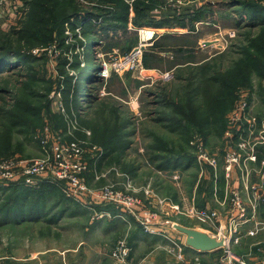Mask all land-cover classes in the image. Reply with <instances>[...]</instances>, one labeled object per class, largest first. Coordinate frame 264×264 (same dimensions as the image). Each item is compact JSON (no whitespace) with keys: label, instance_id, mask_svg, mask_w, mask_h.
Listing matches in <instances>:
<instances>
[{"label":"rangeland","instance_id":"rangeland-1","mask_svg":"<svg viewBox=\"0 0 264 264\" xmlns=\"http://www.w3.org/2000/svg\"><path fill=\"white\" fill-rule=\"evenodd\" d=\"M19 1L22 4L18 3L12 17H3L0 24V49H12L20 59H27V62L22 61L20 66L13 69L4 72L0 70V162L13 157H43L48 147L42 145L40 140L49 132L61 144L72 141L81 143L86 151L85 159L94 171L106 173L105 179H94L91 182L88 172L86 179L90 187L98 189L106 184L124 187L129 178L135 185L140 183L136 187H145L151 183L156 196L145 200L149 208H155L157 199H170L162 190L167 183L165 193H168L166 189L172 187V181L167 178L168 181L163 183L164 180L154 176L155 173L169 157L185 155L190 158L197 155L192 142L203 140L195 131L187 140L183 139L169 122L163 120L164 112L171 114L168 113L172 109L171 101H177L186 92L187 82L179 76L188 75L189 69L194 68L189 65L180 68L175 66L193 62L190 60L194 55L195 59L199 57L202 61L201 65L212 63L215 71L228 72L235 69L243 58L244 50L249 49L251 41L259 40L264 34L262 23L256 21L255 26L251 24L249 10L245 5L260 0H212L210 4L205 3L203 7L192 12H200L198 18L201 17V23L196 25L200 29L198 38L212 43L211 46L203 45L207 48L202 47L200 56L195 55L191 49L190 43L194 41L190 37L193 35L194 26L188 18V22L183 23L187 26L188 33L166 34L164 39L153 40L155 43L144 41L145 47L139 65L119 74L113 73L108 79L103 77L104 67L141 45V27L135 24V17L131 19L126 14V19L119 20V15H115L117 8L124 6L121 4L122 0H92L89 4L87 1L86 4H80L75 0L80 7L77 8L89 13L80 12L79 16L58 14V28L54 22L49 21L40 27L37 20L30 17L35 0ZM58 2L64 6L68 4L67 0ZM153 3L155 7L159 6L157 1ZM109 10L112 14L107 13ZM177 20L180 18L170 20V24L177 25ZM147 27L152 28V25ZM152 47L165 51L154 53ZM6 56L13 57L11 53ZM155 73H160L162 78L152 77ZM252 79V103L248 98V87H241L236 91L237 100L226 115V131L230 126L231 115L244 94L248 109L252 106L251 115L261 123L264 121V96H259L261 89H264V79L261 80L256 75ZM61 107L65 109L64 112ZM71 121L76 124L69 128L68 122ZM222 139L223 134L221 137L212 135L206 140L212 154H215L217 147H223ZM113 146L120 148L114 156ZM158 146L164 147L158 150ZM100 149H105L107 155L98 154ZM206 149L211 153L207 147ZM156 154L166 159H153ZM136 170H140L138 174H135ZM195 173V170L187 173L190 180ZM5 185L9 184L0 183V209L12 193L23 189V186L11 189V185ZM43 189L46 190V199L42 198L39 202L42 216L38 219L29 220L22 216L18 222L0 219L2 264H11L6 257L17 254L19 250L23 253L34 248L49 247L51 243L44 241L53 240L55 234L59 235L57 229L66 228L70 233L81 236L84 234L82 225L86 220H98L94 218V211L90 206L98 210L101 204H85L83 207L81 201L66 198L62 187L57 183H46L37 191L41 192ZM12 196L16 199L14 194ZM18 199L20 202L23 200L21 196ZM34 221H40L39 224L42 225H33ZM179 221L208 229L207 226L186 217ZM35 227L44 228L45 235H42L45 237L34 246L23 234L33 235ZM118 235L119 233L114 237ZM112 237L107 238V243H112ZM67 244H71V241L63 238L62 245ZM235 250L233 246L234 253Z\"/></svg>","mask_w":264,"mask_h":264},{"label":"built area","instance_id":"built-area-1","mask_svg":"<svg viewBox=\"0 0 264 264\" xmlns=\"http://www.w3.org/2000/svg\"><path fill=\"white\" fill-rule=\"evenodd\" d=\"M19 0H0L1 8H11L14 11L18 7ZM130 7L136 0H124ZM166 5L182 4L187 0H160ZM202 5L210 4L212 0H198ZM81 4H86V0H78ZM212 4V3H211ZM7 18L10 15L6 16ZM142 45V44H141ZM139 46L130 54L120 57L110 62L103 69V77L108 79L113 73H121L124 70L135 69L143 55V46ZM249 106L243 95L240 104L230 118V126L226 131L227 152L224 156V170L227 182L224 201H219L220 207L229 206L232 213L223 215L221 211L212 208H197L192 205L185 209L169 199H157L159 207L151 209L145 204V200L155 197V192L151 185L136 187L132 180L127 178L124 187L118 184H106L100 188L89 186L86 175L92 167L85 159L86 151L81 143L72 141L68 144H61L54 139L52 133L47 132V136L40 142L48 147L46 155L41 158L21 159L17 157L9 158L0 162V183L15 186H25L32 189H40L46 183H56L62 187L66 198L81 201L83 207L93 203L105 209L107 206L114 208L119 218L128 219L132 217L142 227L147 234L167 237L169 244L165 248L166 252L180 263L201 264L196 258L193 263H189L186 258V243L178 238L167 236L165 228L166 216L170 212L176 215L196 220L199 224L208 227L211 236L225 240V257L220 264H264V259L258 263L248 262L244 257L234 253L233 246L240 244L242 231L246 224L251 225L246 236L258 237L264 232V221L258 219V210L264 202V121L258 127L255 120L249 117ZM238 134V142L234 145L232 140ZM50 138V139H49ZM196 150V158L201 165H210L217 169L218 161L215 155L209 153L202 141L192 142ZM103 153V149L97 151ZM122 175L120 173H117ZM233 174H236L242 183L243 189L235 188L230 184ZM125 178V176H123ZM257 177V181L254 178ZM106 178V173H94V179L100 181ZM173 178L178 179L174 174ZM5 185V186H9ZM95 205V204H93ZM104 206V207H102ZM95 219L111 217L106 210H95ZM229 211V210H228ZM228 214V215H227ZM164 216V218H163ZM228 216L226 232H221L220 220ZM169 224V223H168ZM175 223H170L169 227L174 229ZM258 246L264 250V241ZM133 247L129 243L128 236L119 239L112 249L110 256L112 264H129ZM2 264V262H0ZM5 264V263H3Z\"/></svg>","mask_w":264,"mask_h":264},{"label":"crops","instance_id":"crops-1","mask_svg":"<svg viewBox=\"0 0 264 264\" xmlns=\"http://www.w3.org/2000/svg\"><path fill=\"white\" fill-rule=\"evenodd\" d=\"M86 1L88 4L92 3V0H86ZM138 1L139 0H136L132 7H130V5H128L125 1H123L128 6L129 9L128 13L131 19L132 17H136V6H137L136 3ZM156 1L159 3V6L157 7L156 5V7L152 9L149 13L151 18H153V21H155L156 23L155 26H152V28H148L147 26H140L141 28L139 29V32L142 31L143 29H148L149 31H152L154 33V35L150 38V41L153 40L158 41L160 39H164V36L166 34L185 35L186 33H188L187 30L188 28L183 23L188 22V16L192 15L193 14L192 12L194 10H198L204 6L198 0H187L182 4H174L171 6L166 5L165 2L163 1L160 0H156ZM18 3L22 4V1H18ZM148 3L149 1L146 2V4ZM80 12L84 14L89 13V11L84 9H80L79 13ZM7 15H10L12 17L13 11L11 10V8L8 7L1 8L0 24L3 21V17H6ZM178 18H180V20H177L178 21L177 25L170 24V20L173 19L175 20ZM199 23L201 22L200 21L193 22V26H194L192 32L193 35L192 37H190L193 38L192 40L194 41L190 43L192 44L191 49L193 50V53L195 55L197 54V56L201 55L203 45H205L207 42H210L206 39H201L200 37L198 38L197 35L200 32V29L197 28L196 25ZM169 39H172V37L171 38L169 37ZM154 41L153 43H155ZM140 42L142 45L143 43H145L142 38V35ZM195 45L197 46V48H194ZM205 48L207 47H203V49ZM157 51L164 52L165 50L160 51L159 49H157ZM192 56L193 59L190 61L193 62H190L188 64L182 63V65H176L175 67L180 68V67H187L189 65V67L193 66L195 68L201 66L202 61L199 59V57L195 59L194 55ZM198 59L199 61H196ZM147 77H149V75H147ZM61 108L62 111L64 112L65 109L63 107ZM251 112H252V106L251 109H249V117L255 119L256 124L260 126L261 121L255 118L253 115H251ZM75 124L76 123H74L73 121L68 122L69 128H71ZM226 129H227V124L224 133H222L223 139L221 143L223 147L222 146L217 147V151L214 152L216 155L213 154L216 156L218 161L217 169H214L212 166L207 164L204 165V167H201V165L199 164L196 158V155H194L195 162L192 166L188 168H183V169L178 168L174 170L160 169L155 173L154 176L161 177L160 179L164 180L163 183L167 178H169L172 181L171 184L172 187L166 189L168 190V193H165V188L168 186L167 183L165 184L162 190L163 194L167 195L166 197H170L169 200L172 199L171 201H173V203H177L178 205H181L185 209L191 207L192 205L200 209L208 208V207L212 209L218 208L223 213L229 210L228 214L229 216L231 215L232 209H230L229 206L220 207V205L218 204L219 201H224L226 187L229 185L224 170V156L226 155L227 146H228L227 138H226ZM215 136L221 137V135H215ZM202 141L204 145L209 149V147L206 144V141H204V139ZM234 141L235 143L238 142V134H236L234 139L232 140L233 145H234ZM209 151L211 152L210 149ZM116 152H114L112 156H114ZM262 152L264 153V148ZM191 170H195L196 172L192 180H190L191 179L190 176L187 175V173L189 174ZM139 171L136 170L135 174L136 173L138 174ZM89 173H90L89 175L91 182L92 180L94 182V173H96V171H94L93 167ZM174 174L178 175V179L173 178ZM257 179L258 178L255 177L254 181L256 182ZM167 181L168 180H166V182ZM230 184L235 188L243 189L242 183H240L239 178L236 174H233ZM136 185L138 186L140 185V183L139 184L136 183ZM147 185H151V183ZM156 203L157 204L154 206L155 209L159 207L158 202ZM99 210L108 211L111 214V217H104L102 219H98L97 221H93L91 219L86 220L84 222V225H82L84 229L83 235L80 236L79 234H75V233L72 234L66 228L64 230L57 229L58 232H60L59 235L55 234L54 237L52 236L53 240L49 239L44 241L45 243L46 242L51 243L49 247H45L44 249L34 248L33 250L24 251L23 253H21L19 250L17 251V254H10L8 257H6V259L10 261L11 264H112L113 260L111 259L110 256L111 250L115 247L119 239L127 235L129 238V243L133 247V253L131 255L129 264H185L178 262L175 259V257H171L166 252L165 248L169 244L167 237L145 233L142 227L136 222L134 218L132 217H128V219L119 218L117 216L118 215L117 211L112 207L105 209L99 208ZM170 215L171 216L168 215L165 217V219H167L165 220V228L167 230V236L169 237L178 238L182 242L186 243V236L181 234L175 229L172 230L169 227L170 223H178L179 225L188 228H194L202 232L210 233L207 228H202L196 225H190L188 223H183L179 221V219H185V217L181 218V216L176 215L175 212L171 211ZM170 217L171 218L177 217V218L171 220L169 219ZM258 219L260 221H264V202L262 203L260 209L258 210ZM32 223H34L33 225H35V223L37 225H42L39 224L40 221L37 222L34 221ZM227 223H228V216L221 218L220 220L221 232L223 233L226 232ZM137 227H139L140 229H138ZM43 229L44 228L42 227H35L34 228L35 231L33 235L27 236L23 234V237L28 239L30 242H33L35 246L36 244L41 243L42 238L45 237L43 236L45 235ZM250 229H251V225L246 224V226L242 231V239L240 244L235 245L236 248L235 254L244 257L248 262L258 263L264 259V250H262L263 247L258 246V244H261L264 241V232L258 237H248L246 236V234L247 231H249ZM47 232L50 231L47 230ZM122 232L123 234H121ZM118 233H119L118 237L117 236L114 237ZM110 236H113L111 241L112 243H107V238H109ZM56 237H60V238H56ZM36 238L40 239L41 241H37ZM63 238L65 240L67 239L68 242L71 241V244H67L65 246L62 245ZM56 239H60V240H56ZM51 241L54 242L52 243ZM32 245H30V247ZM185 254L189 263H193V261L196 258H198L201 264H220L223 257H225L224 249L202 253L188 246H186L185 248Z\"/></svg>","mask_w":264,"mask_h":264},{"label":"trees","instance_id":"trees-1","mask_svg":"<svg viewBox=\"0 0 264 264\" xmlns=\"http://www.w3.org/2000/svg\"><path fill=\"white\" fill-rule=\"evenodd\" d=\"M59 0H35L32 4L31 18L37 20L40 27L46 23L54 22L56 28L60 26L57 24L58 14L62 16H79L80 7L76 5L75 0H67L68 4L64 6ZM146 4V2H148ZM153 1L155 0H139L136 4V17L135 24L138 26H155V22L149 15L150 11L155 8ZM122 7H118L115 15H119V20L126 19V14H129V9L126 3L121 1ZM249 13L251 24L255 26V22H260L264 27V0L258 2L245 3ZM79 7V8H77ZM71 10H74L71 12ZM201 11V10H200ZM107 13L112 14L109 10ZM200 13V12H199ZM199 13H193L188 16L191 23L199 21ZM202 14V12H201ZM124 15V16H123ZM66 16V17H67ZM79 20V19H78ZM259 24V23H257ZM0 49V70L13 69L16 66H20V62H27L26 58H19L15 51H11L5 47ZM161 48V47H160ZM158 47H152L153 52L156 53ZM9 53L12 56H6ZM17 56L18 58H16ZM8 57V58H7ZM12 58V59H11ZM145 58V62H146ZM237 67L228 72L215 71L212 67V63L208 62L199 67L190 68V73L186 76L180 75V79H185L187 82L186 92L180 95V98L175 101H171L172 109L168 113L164 112V121L169 122L173 126V130L178 132L183 139L191 137L195 131L205 141L212 135H222L226 128V115L230 111L236 100V91L241 87H248V98L251 102L253 100L252 89L253 79L252 76L256 75L261 80L264 79V34L257 41H251L249 49L244 50L243 58L240 59ZM148 66V65H147ZM148 69H152L148 67ZM2 73V72H0ZM262 87V86H260ZM264 89H261L259 96H264ZM114 147L113 153L120 150L119 147ZM164 146H158V150ZM169 152V151H168ZM107 155V151H103V155ZM165 153V152H164ZM105 155V156H106ZM179 155V154H178ZM154 158H163L158 154L153 156ZM163 162V161H162ZM195 162V157H187L185 155L178 157H169L164 160V165L159 168L161 170H172L178 168H188ZM42 185L41 187H43ZM17 186L11 185V189H15ZM22 187V186H21ZM5 188V186H4ZM45 188V187H44ZM57 190V188L53 187ZM22 189V188H21ZM15 191L14 196L10 195L9 200H6L3 207L0 209V219L3 221H15L18 222L20 217L28 218L29 220H36L41 215V204L39 202L46 199V190L38 192L40 189H32L23 186V189ZM59 190V189H58ZM38 194L35 196V193ZM19 196L23 198L19 201ZM13 197V202H11ZM2 199H0L1 201ZM27 202H29L27 205ZM4 210V211H3ZM3 211V215L2 212Z\"/></svg>","mask_w":264,"mask_h":264},{"label":"water","instance_id":"water-1","mask_svg":"<svg viewBox=\"0 0 264 264\" xmlns=\"http://www.w3.org/2000/svg\"><path fill=\"white\" fill-rule=\"evenodd\" d=\"M212 43H206V46H210ZM152 77L156 79L162 78L160 73H155ZM174 229L186 236V245L196 251L207 253L223 249L225 247L224 239H217L214 236L209 235L206 232L199 231L194 228H188L178 223L174 224Z\"/></svg>","mask_w":264,"mask_h":264},{"label":"bare ground","instance_id":"bare-ground-1","mask_svg":"<svg viewBox=\"0 0 264 264\" xmlns=\"http://www.w3.org/2000/svg\"><path fill=\"white\" fill-rule=\"evenodd\" d=\"M140 32H141V35H142V38H143L144 41H148V40L150 41V38L153 35V32L152 31H149L148 29H144V30H142Z\"/></svg>","mask_w":264,"mask_h":264}]
</instances>
